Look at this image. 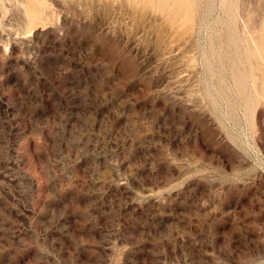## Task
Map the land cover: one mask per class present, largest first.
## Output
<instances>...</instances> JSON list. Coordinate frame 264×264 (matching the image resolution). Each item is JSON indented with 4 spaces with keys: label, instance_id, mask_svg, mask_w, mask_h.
<instances>
[{
    "label": "rangeland",
    "instance_id": "374dc122",
    "mask_svg": "<svg viewBox=\"0 0 264 264\" xmlns=\"http://www.w3.org/2000/svg\"><path fill=\"white\" fill-rule=\"evenodd\" d=\"M129 1L0 0V264H264V0Z\"/></svg>",
    "mask_w": 264,
    "mask_h": 264
},
{
    "label": "bare ground",
    "instance_id": "6f19581e",
    "mask_svg": "<svg viewBox=\"0 0 264 264\" xmlns=\"http://www.w3.org/2000/svg\"><path fill=\"white\" fill-rule=\"evenodd\" d=\"M131 1V0H130ZM129 1V2H130ZM176 3H178L179 5V9H181V7H186V8H190L191 7V1L190 0H175ZM111 3V2H110ZM34 6V5H33ZM39 6V5H38ZM163 6V5H162ZM31 8V6H30ZM29 9V8H28ZM183 9V8H182ZM34 11V10H33ZM40 12V11H39ZM41 13V12H40ZM189 14V12H188ZM34 19V17H33ZM192 21V20H191ZM191 23V22H189ZM189 28V27H188ZM264 28V27H263ZM261 26V30H263L261 33H259L258 39H259V45L261 46L262 49H264V29ZM183 31V30H182ZM230 44V43H229ZM255 48V47H254ZM253 48V49H254ZM256 48H258L256 46ZM238 52V51H237ZM257 52V51H256ZM256 52H254V54H256ZM253 57V56H252ZM240 64V63H239ZM256 66V65H255ZM241 81V79H239V82ZM262 86V85H261ZM263 88V87H262ZM264 94V93H263ZM246 95V93H245ZM253 96V95H252ZM264 96V95H263ZM244 97V96H243ZM254 98V97H253Z\"/></svg>",
    "mask_w": 264,
    "mask_h": 264
}]
</instances>
